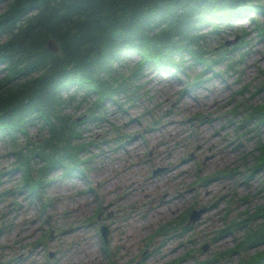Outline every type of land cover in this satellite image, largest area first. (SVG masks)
Here are the masks:
<instances>
[{"label":"rangeland","instance_id":"374dc122","mask_svg":"<svg viewBox=\"0 0 264 264\" xmlns=\"http://www.w3.org/2000/svg\"><path fill=\"white\" fill-rule=\"evenodd\" d=\"M6 7L0 3V12ZM242 29L248 32L246 46L223 55L224 47L236 45L226 46L224 42L241 37ZM201 32L205 33L204 44L214 58L211 67L205 68L192 59L187 67L174 73L154 65L142 68L143 74L134 80L131 98L121 94L117 104L107 103L105 120L84 124V141L97 138L99 142L81 152L83 158L92 155L88 162H92L91 169L85 171V176L77 174L70 180L60 178L47 184L46 193L54 197L47 213L40 214L43 200L31 204L23 193L0 200V208L13 199L22 204V208L12 210L13 226L0 234V261L21 253L20 260L11 264H107L97 228L82 224L99 212L100 203L107 205L102 212L103 224L110 227V246L118 264L145 249V238L155 223L161 225L183 214L194 202L207 210L193 230L183 237L158 235L148 247L152 254L145 264H165L182 255L187 245L196 248L208 242V250L197 252L195 259H205L215 250L232 245L229 232L214 239L216 229L226 223L220 211L229 212L231 219L245 208L264 203V193L256 195L264 175H245L247 169L251 173L248 167L260 153L257 147L264 142V125L257 124V119L243 121L244 113L264 100V90H257L264 80V39L257 36L247 14L214 31L206 27ZM125 60L127 64L120 69L128 73L139 55L126 56ZM200 73L202 77L195 80L193 77ZM192 79L196 82H188ZM77 102L74 100L67 111L83 113L89 101L78 102V107ZM239 103L243 105L234 109ZM100 108L97 105L95 112ZM244 122L248 125L240 128ZM32 127L31 134L37 137L40 127ZM43 131L47 133L49 129ZM116 134L123 145L120 139L113 141ZM13 162L15 155L8 142H0V191L14 187L21 177L18 170H9ZM158 167L165 168L152 174ZM228 169L230 175L223 172ZM214 171H219V175L211 181H198L202 174ZM89 182L97 186V192L95 187L88 190ZM8 210L2 208L0 217ZM59 228L63 230L58 231ZM49 230L52 237H47L46 243L31 247ZM239 233L243 234L244 229ZM184 237L191 241L183 244ZM48 251L54 256L48 257ZM239 257L235 254L229 258L235 261ZM189 262L191 259L183 264Z\"/></svg>","mask_w":264,"mask_h":264},{"label":"trees","instance_id":"16d2710c","mask_svg":"<svg viewBox=\"0 0 264 264\" xmlns=\"http://www.w3.org/2000/svg\"><path fill=\"white\" fill-rule=\"evenodd\" d=\"M0 3L7 6L0 12V139L27 133L28 125L37 121L49 125V136L42 134V140L32 142L34 147L17 146V153L25 154L24 162L31 170L27 177L37 172L39 184L45 183L53 169L61 165L68 168L69 159H80L78 145L72 144L71 137L81 135L83 121L95 118L93 110L81 120L64 112L75 98V94L63 96L65 84L74 83L87 92H96L97 103L105 106L104 100L129 94L131 82L126 78H132L148 63L171 69L186 66L194 59L210 66L214 61L203 42V28L213 29L250 13L257 34L264 38V0ZM49 38L58 42L57 52L47 50ZM133 53L142 57L125 77L119 65L126 62L124 56ZM259 109L264 117V104ZM13 143H17L14 138ZM37 150H42L43 156ZM260 150L255 167L264 168V145ZM34 155L46 162L44 167L33 165L30 158ZM8 193L0 192V197ZM256 210L253 218L264 216V206ZM261 243L264 244V224L252 229L241 245ZM245 264H264V249L250 253Z\"/></svg>","mask_w":264,"mask_h":264},{"label":"water","instance_id":"95a60500","mask_svg":"<svg viewBox=\"0 0 264 264\" xmlns=\"http://www.w3.org/2000/svg\"><path fill=\"white\" fill-rule=\"evenodd\" d=\"M229 43H231V42H229ZM47 47L49 50H52V51L58 50V45L53 39H49L47 41Z\"/></svg>","mask_w":264,"mask_h":264}]
</instances>
